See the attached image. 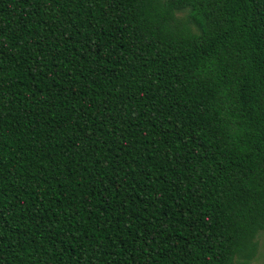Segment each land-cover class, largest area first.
Wrapping results in <instances>:
<instances>
[{
	"label": "trees",
	"instance_id": "1",
	"mask_svg": "<svg viewBox=\"0 0 264 264\" xmlns=\"http://www.w3.org/2000/svg\"><path fill=\"white\" fill-rule=\"evenodd\" d=\"M264 233V0H0V264H252Z\"/></svg>",
	"mask_w": 264,
	"mask_h": 264
},
{
	"label": "rangeland",
	"instance_id": "2",
	"mask_svg": "<svg viewBox=\"0 0 264 264\" xmlns=\"http://www.w3.org/2000/svg\"><path fill=\"white\" fill-rule=\"evenodd\" d=\"M259 240V253L252 262V264H264V233L260 235Z\"/></svg>",
	"mask_w": 264,
	"mask_h": 264
}]
</instances>
